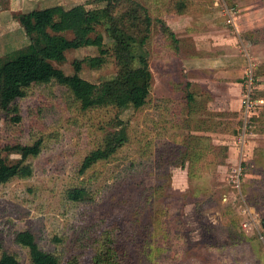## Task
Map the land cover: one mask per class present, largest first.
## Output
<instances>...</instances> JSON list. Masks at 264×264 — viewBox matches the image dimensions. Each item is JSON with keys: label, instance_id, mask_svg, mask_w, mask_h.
<instances>
[{"label": "rangeland", "instance_id": "obj_1", "mask_svg": "<svg viewBox=\"0 0 264 264\" xmlns=\"http://www.w3.org/2000/svg\"><path fill=\"white\" fill-rule=\"evenodd\" d=\"M137 1L178 36L173 42L155 22L146 44L131 46L146 57L152 73L143 107L80 112L62 83L71 75L91 83L115 78V43L100 25L89 34L93 45L67 50L63 62H51L54 76L49 82L32 85L25 96L0 110V159L8 164L20 159L18 150L4 149L6 144L41 139L40 153L26 161L31 176L0 184L1 250L20 264H31L27 250L14 242L15 232L28 229L60 264L72 259L92 264L94 247L87 246L92 230L127 218L130 232L148 231L153 264H264V0H182L183 13L176 11V0L174 14L164 8L168 0ZM61 3L65 8L75 5L66 0H0V57L26 42L18 14ZM98 5L96 0L81 3L84 11ZM227 45L237 48L245 61L246 56L252 60V66L245 62L243 68L240 113L215 107L205 83L189 78L191 71L199 75L207 68L190 65L192 56L202 62ZM96 56L104 57V63L89 67L86 60ZM76 60H82L79 69ZM250 66L253 103L246 111L245 72ZM187 92L199 103L196 113L188 114ZM121 127L127 133L125 145L78 174L84 156ZM186 145L203 154L192 165L174 158V147L184 151ZM238 172L235 187L231 176ZM73 185L87 191L85 201L66 199L65 190ZM152 187L157 191L147 193L140 205V191Z\"/></svg>", "mask_w": 264, "mask_h": 264}, {"label": "trees", "instance_id": "obj_2", "mask_svg": "<svg viewBox=\"0 0 264 264\" xmlns=\"http://www.w3.org/2000/svg\"><path fill=\"white\" fill-rule=\"evenodd\" d=\"M96 1L105 2V4L103 7L86 11L81 5L69 8L57 5L18 14L26 42L7 56L0 57V110H7L14 100L25 96L27 89L32 85L49 82L54 76L51 62H63L67 50L93 45L94 42L89 34L100 25L112 34L115 43L111 48L117 69L115 78L110 81L91 83L81 77L71 75L65 76L62 83L78 103L80 112L107 107L120 109L123 105L139 109L146 104L150 94L152 73L146 57L135 54L131 46L134 42L139 46L146 44L155 22L160 24V32L163 35L171 37L173 42H176L174 32L164 21L152 19L147 7L137 0ZM175 1H167L164 6L166 11L169 10V13L174 14ZM181 3L182 0L175 2V9L178 13H183L186 9L180 11ZM108 52L109 50L105 53ZM81 62L82 60L74 61V67L79 69ZM103 63L104 57L102 56L86 60V64L91 68H98ZM185 100L188 114L196 113L199 103L195 95L187 92ZM126 141L127 133L124 127L107 133L101 145L84 156L78 167V174H84L95 164L109 159L125 145ZM186 147L184 151L174 147V158L183 157L188 159L192 165L195 157L203 154L198 153L197 147L192 148L190 145ZM4 149L18 150L20 159L13 164L0 159V184L7 183L12 178L31 176L32 169L26 161L40 153L41 139L31 144L13 142L6 144ZM181 164L183 162L176 165L181 166ZM151 191H157V188H145L140 191V205L145 203L147 193ZM87 196V191L79 185L70 186L65 190L66 199L72 202L85 201ZM137 207L141 206L137 205ZM129 223L127 218H119L114 220L112 225L98 224L96 230H92L87 241L89 248L93 250L94 247L92 264L154 263L148 231L143 227L137 232H130ZM92 234L94 235L91 240ZM14 242L27 250L31 264H60V258L54 253L42 250L35 236L28 229L15 232ZM131 244L136 247L135 252L130 250ZM0 264H20V262L15 255L1 250ZM67 264L78 263L76 259H72Z\"/></svg>", "mask_w": 264, "mask_h": 264}, {"label": "crops", "instance_id": "obj_3", "mask_svg": "<svg viewBox=\"0 0 264 264\" xmlns=\"http://www.w3.org/2000/svg\"><path fill=\"white\" fill-rule=\"evenodd\" d=\"M36 1H41V0H36ZM66 1H70L71 5L74 4L81 5L83 0H66ZM103 3L104 2H100L98 8L102 7ZM57 5L63 6L64 3L47 5L40 7L38 9L57 6ZM186 25H188V22L186 23ZM175 33L176 31L174 29V38L176 39V41H178L177 40L178 36L176 37ZM225 35L226 33H224L223 37H225ZM248 42H250V44H253L251 38ZM226 43H228V41L223 44ZM215 45H219V43H215ZM235 46L236 45H234V47ZM220 49H224V51L220 52L218 55H209V54L205 55L202 62L196 60L197 55L192 56L191 60L188 61L190 65L203 64L207 68L205 69L204 67V69L201 70L200 72L201 74L199 75L198 73L193 74L191 71L189 74V78L196 83H205L206 89L213 97L212 104L215 107H217L218 105L219 106L223 105L224 107L223 109L235 113L236 112L240 113L241 110L240 92L243 86L242 85L243 68L245 66V62H249L250 64L252 63V60H250V58L246 56L247 61H245L242 54L237 52L236 50L237 48L235 49L233 47H230L229 45ZM260 84L262 85L264 90V80H261Z\"/></svg>", "mask_w": 264, "mask_h": 264}, {"label": "built area", "instance_id": "obj_4", "mask_svg": "<svg viewBox=\"0 0 264 264\" xmlns=\"http://www.w3.org/2000/svg\"><path fill=\"white\" fill-rule=\"evenodd\" d=\"M231 20H229V22H230ZM251 66H252V64H250ZM251 66L249 67V69H247L246 70V72H245V77H247V79H248V93H247V95H246V100H245V104H244V107H245V110L246 111H249L251 108H252V101L250 100V95H249V93H250V87L252 86V68H251ZM232 177V179H231V182L234 184V186L235 187H237L238 186V184H239V172L238 173H235L234 175H232L231 176ZM243 226L245 227L246 225L245 224H243Z\"/></svg>", "mask_w": 264, "mask_h": 264}, {"label": "water", "instance_id": "obj_5", "mask_svg": "<svg viewBox=\"0 0 264 264\" xmlns=\"http://www.w3.org/2000/svg\"><path fill=\"white\" fill-rule=\"evenodd\" d=\"M264 226V225H263Z\"/></svg>", "mask_w": 264, "mask_h": 264}]
</instances>
